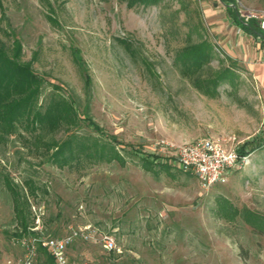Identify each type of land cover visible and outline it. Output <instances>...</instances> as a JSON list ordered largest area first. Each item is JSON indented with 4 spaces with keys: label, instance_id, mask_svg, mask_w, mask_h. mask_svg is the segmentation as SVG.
<instances>
[{
    "label": "rangeland",
    "instance_id": "374dc122",
    "mask_svg": "<svg viewBox=\"0 0 264 264\" xmlns=\"http://www.w3.org/2000/svg\"><path fill=\"white\" fill-rule=\"evenodd\" d=\"M238 7L246 18L264 15V0ZM0 39L9 47L18 40L21 61L47 81L45 95L49 83L71 93L100 131L81 121L80 134L112 140L123 157L85 151L60 167L21 138L0 145V263L22 256L7 174L41 208L46 234L92 224L114 236L115 252L75 241L72 264H264V232L253 223L264 217V146L210 189L177 162V146L197 138L235 148L264 142V42L220 0H0ZM190 41L212 45L214 70L235 72L218 95L201 92L176 65ZM65 134L58 128L54 137ZM142 155L155 162L150 171ZM26 178L46 192L28 194ZM35 264H48L45 254Z\"/></svg>",
    "mask_w": 264,
    "mask_h": 264
},
{
    "label": "trees",
    "instance_id": "16d2710c",
    "mask_svg": "<svg viewBox=\"0 0 264 264\" xmlns=\"http://www.w3.org/2000/svg\"><path fill=\"white\" fill-rule=\"evenodd\" d=\"M127 1L128 5L132 6L137 2L150 0ZM220 1L226 6L230 17L243 32L264 42V29L258 18L242 16L238 0ZM120 42L127 50H133L130 41L122 39ZM214 54L210 43L190 41L178 51L176 56V65L179 70L191 78L197 89L208 95H218L219 87L236 76L230 68L214 70L211 65ZM83 77L85 84L89 85L87 72L84 71ZM46 82L32 70L30 64L21 61V45L18 40H13L9 47L0 39V145H6L12 137L21 138L40 150L39 152L45 156L47 161L60 167L69 165L70 161L76 159L80 152L85 151L89 156L94 155L101 160L106 158L123 161L122 155L115 149L112 140H103L78 132V125L81 121L91 126L97 133L100 131L87 112H79L78 101L71 93L67 92L65 95L64 92L59 91L61 87L49 83L51 91L45 95ZM58 128L66 132L62 139L54 137ZM248 146L249 144L239 146V154L249 155L255 149L264 146V142L259 140L258 144L253 147L248 148ZM139 160L140 165L146 171H150L155 165L153 160H149L144 155L139 157ZM1 179L10 194L14 218L18 222L13 236L18 238L23 233H34L29 231L34 219L31 205L22 188L7 174L2 175ZM23 182L30 195H36L38 190L46 192L45 188L37 186L31 178H26ZM254 220L251 222L257 224L259 230L264 232V217L256 216ZM41 234L48 235L43 229V220ZM41 253L45 254L48 264H54L47 250L39 246L38 256Z\"/></svg>",
    "mask_w": 264,
    "mask_h": 264
},
{
    "label": "built area",
    "instance_id": "2783aa9c",
    "mask_svg": "<svg viewBox=\"0 0 264 264\" xmlns=\"http://www.w3.org/2000/svg\"><path fill=\"white\" fill-rule=\"evenodd\" d=\"M252 17L258 18L264 29V15L253 14ZM176 153L178 164L194 173L206 189L227 183L232 171L250 161L249 155H240L238 148L213 137L184 142L177 146ZM31 211L34 221L29 231L34 233H23L17 238L22 256L13 264H35L39 246L47 250L54 264H72L68 257V249L77 240L99 244L109 252L119 250L111 233L104 232L92 224L70 227L68 233L63 236L43 235L41 208L32 205Z\"/></svg>",
    "mask_w": 264,
    "mask_h": 264
}]
</instances>
